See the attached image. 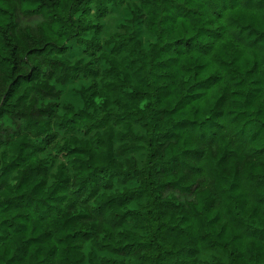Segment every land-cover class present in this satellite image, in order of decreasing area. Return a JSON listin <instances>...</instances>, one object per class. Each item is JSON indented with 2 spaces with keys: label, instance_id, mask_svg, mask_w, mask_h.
Here are the masks:
<instances>
[{
  "label": "clouds",
  "instance_id": "clouds-1",
  "mask_svg": "<svg viewBox=\"0 0 264 264\" xmlns=\"http://www.w3.org/2000/svg\"><path fill=\"white\" fill-rule=\"evenodd\" d=\"M0 264H264V0H0Z\"/></svg>",
  "mask_w": 264,
  "mask_h": 264
}]
</instances>
